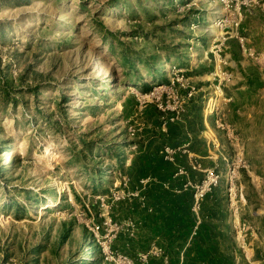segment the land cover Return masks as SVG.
Here are the masks:
<instances>
[{
    "label": "rangeland",
    "instance_id": "obj_1",
    "mask_svg": "<svg viewBox=\"0 0 264 264\" xmlns=\"http://www.w3.org/2000/svg\"><path fill=\"white\" fill-rule=\"evenodd\" d=\"M223 43L229 57L224 71L232 76L226 96L235 79L232 51L264 67V0H0V84L8 81L12 93L10 103L0 99V264H121L106 259L102 243L111 238L114 253L146 264V253L131 240L143 229L134 237L126 231L127 221L139 218L130 202L140 198L132 195L126 168L143 143L167 131L169 107L181 106L174 94L184 98L187 87L196 86L200 91L185 105L182 120L196 108L204 113L214 95L215 52ZM145 59L160 61L157 74ZM162 75L167 84L159 82ZM140 76L159 82L158 100L148 98L142 110L145 94L130 83ZM132 97L137 105L125 111ZM228 104L226 119L246 160L244 136L264 135L262 117L250 126L235 120ZM261 147L252 143L250 151L260 156ZM225 151L226 164L236 161L229 146ZM195 159L186 157L181 166L200 183L206 169L196 159L202 170H194ZM97 166L108 170L102 189L92 174ZM244 169L232 185L226 172L220 174L213 190L234 216Z\"/></svg>",
    "mask_w": 264,
    "mask_h": 264
},
{
    "label": "trees",
    "instance_id": "obj_2",
    "mask_svg": "<svg viewBox=\"0 0 264 264\" xmlns=\"http://www.w3.org/2000/svg\"><path fill=\"white\" fill-rule=\"evenodd\" d=\"M125 60L129 63V73H135L137 68L132 60L129 57ZM143 63L152 69L154 75L159 72L158 68H155V65L160 63L159 60L145 59ZM159 82L167 84L168 80L162 75ZM159 82L144 81L140 76L130 83L141 93L147 94ZM9 85L8 81L0 84V99H4L6 103H10L12 99ZM137 102L136 97L130 98L124 103V110L130 111L129 105L134 107ZM171 118L172 116H168L165 122L163 121L167 131L164 132L161 127V134H153L143 143L126 168L132 188L140 190L141 197L144 198V203L140 198L130 202V211L139 215V218L134 219L138 223V230L143 229L140 237L131 240H135L138 248L146 254L150 253L155 243L163 249L164 256L168 258L167 264H237L236 243L227 226V200L217 191L212 192L202 202L199 213H196L193 210V191L184 189V177L175 176L178 166L185 164L186 156L179 155L173 163L165 160L162 154L166 145L180 147L187 141L188 132L195 133L201 129V109L190 111L185 122L182 119L172 121ZM84 148L88 149V146L84 144ZM88 150L92 153V149ZM117 156L121 168L125 170L124 159L119 151ZM101 167L97 166L92 173L99 177L94 178L99 180V189L103 188L102 176L108 175V170H102ZM145 179H150L146 186L141 183ZM92 245L99 247L96 242ZM148 264L166 263L164 258L149 256Z\"/></svg>",
    "mask_w": 264,
    "mask_h": 264
},
{
    "label": "crops",
    "instance_id": "obj_3",
    "mask_svg": "<svg viewBox=\"0 0 264 264\" xmlns=\"http://www.w3.org/2000/svg\"><path fill=\"white\" fill-rule=\"evenodd\" d=\"M230 67L235 79L232 85L226 89V96L232 98L228 104V111L232 112L235 120H242L244 123L246 121L250 126L253 124L257 126L259 117H262L261 126H263L264 115L257 117L258 114L256 115L255 112L264 110V67L261 68L244 54L233 53V51ZM202 75V77L205 76V74ZM210 84L215 85L213 82ZM202 117L201 129L195 133L188 132L187 141L183 145L189 144L190 152L202 162L205 169L212 168L221 175L225 172L228 175L229 164L225 162L228 159L225 149L226 146H229L233 153V148L226 133L217 128L215 116H207L204 110ZM235 120L233 119L236 126L242 131ZM244 141L247 146L245 157L248 168L240 174V184L244 191L242 200L237 205L241 213L239 217H236L229 210L227 226L236 243V263L264 264V135L244 136ZM252 143L261 144L260 156L255 154L259 147L250 151ZM194 174L198 173L194 171L192 175ZM242 220L248 221L252 226V231L246 239L247 246L245 248L240 247L234 237L235 230Z\"/></svg>",
    "mask_w": 264,
    "mask_h": 264
},
{
    "label": "built area",
    "instance_id": "obj_4",
    "mask_svg": "<svg viewBox=\"0 0 264 264\" xmlns=\"http://www.w3.org/2000/svg\"><path fill=\"white\" fill-rule=\"evenodd\" d=\"M242 47H244V39L240 38ZM225 44H221L220 46H217V51L215 52L216 55V60L218 62V65L216 67V70L214 72V79H215V86H214V95L210 96L208 99L207 107L205 109V113L207 116L214 115L215 116V121L217 128L221 131H224L226 133V136L229 140V143L231 147L233 148V152L235 153V159L236 161L228 162L229 164V169H228V175H227V181L230 185L235 184V181L237 179V173L238 170L242 168H248V162L244 160L243 155V149L240 143V139L238 136H236L232 125L228 123L226 119V111L224 108V104H228L232 101L231 98H228L225 96V87L227 82H231L232 76L228 72L224 71V67L229 65V57L223 55V49H224ZM252 51V50H251ZM251 56L254 57V59L258 62V64L262 65L261 58L260 57H255L254 53H251ZM155 89V88H154ZM152 90L150 93L145 94L141 98H139V103H140V110H142L146 104H147V99L149 98H157V92L156 89ZM188 93L187 96L184 98H180L178 94H174L175 98L179 100V103L181 106L177 107H169V109L172 112V121L176 120H181L182 116L184 115L185 112V105L189 100H191L200 90L196 86H188L187 87ZM162 108L161 106H159ZM166 127V123L164 124ZM166 131V129H163ZM131 136H136L138 133L137 129L132 128L131 130ZM133 150L138 149V145L135 144L132 146ZM162 154L165 157V160L169 162H176L177 157L179 155H187L190 158H196L190 150H189V144H185L183 146L174 148L169 145H166L163 150ZM197 159V158H196ZM192 163V168L194 170H202V165L196 160ZM228 161V159H226ZM205 177L200 183H194L191 181L189 171L179 165L178 170L176 172V177H184L186 178V182L184 184V189L186 190H192L194 193V207L193 210L196 213H199L201 209L202 202L205 200V198L213 192V190L218 187L219 182L221 180V175L212 168H208L205 171ZM150 181V179H145L142 180L141 183L146 186V184ZM133 196L135 197H140V200L143 202L144 198L141 197L140 190L136 189V192L132 193ZM117 200H121L122 198L115 196ZM144 203V202H143ZM236 204H238L236 202ZM235 209V216L237 214V217L240 215V208L238 205H234ZM112 220L107 222V224L111 225ZM99 226L96 227L97 230H99ZM138 228V223L134 219H129L126 223V231L129 233L131 237L135 236L136 230ZM95 228L92 229L94 232H96ZM116 231H119V227L116 228ZM252 231V226L251 224L246 221L242 220L239 222L238 227L236 229V241L238 242L239 246L242 248H245L247 246L246 239L249 236L250 232ZM113 237L117 238V234L114 235ZM113 243V238L108 240L107 242L102 243L103 251L106 254V259L111 260V261H119L121 264H134V262L128 257L120 253H114L112 251L111 245ZM149 256H156L160 258H164L165 263L168 262V258L164 256V251L162 248L156 246L155 244L152 246V249L150 253L148 254H142L141 259L148 264L149 263Z\"/></svg>",
    "mask_w": 264,
    "mask_h": 264
},
{
    "label": "bare ground",
    "instance_id": "obj_5",
    "mask_svg": "<svg viewBox=\"0 0 264 264\" xmlns=\"http://www.w3.org/2000/svg\"><path fill=\"white\" fill-rule=\"evenodd\" d=\"M48 206H50V205H48Z\"/></svg>",
    "mask_w": 264,
    "mask_h": 264
}]
</instances>
